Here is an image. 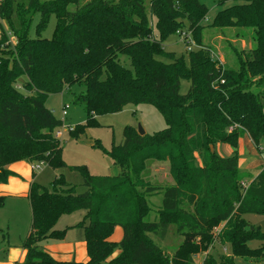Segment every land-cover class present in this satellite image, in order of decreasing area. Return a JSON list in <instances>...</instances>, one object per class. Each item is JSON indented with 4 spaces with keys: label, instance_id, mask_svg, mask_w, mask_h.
I'll return each instance as SVG.
<instances>
[{
    "label": "trees",
    "instance_id": "1",
    "mask_svg": "<svg viewBox=\"0 0 264 264\" xmlns=\"http://www.w3.org/2000/svg\"><path fill=\"white\" fill-rule=\"evenodd\" d=\"M216 1L236 4L219 11L210 27L253 30L251 49L229 69L208 48L189 51L186 57L162 49L168 36L182 31L199 42L207 9L198 0H149L148 13L144 0H89L72 12L67 6L79 5V0H0V18L8 21L16 40L10 45L0 36V56H12L0 57V183L10 175L6 167L15 162L67 168L54 134L62 123L44 102L74 86L84 90L73 103L82 105L86 116L84 124L70 131L75 137L97 125V117L127 105L151 106L166 124L143 136L124 127L123 142L104 151L118 168L113 177L70 167L80 174V194L61 175L47 188L32 183L31 225L20 245L26 251L21 264H196L192 256L212 247L211 230L221 223L215 238L229 247L230 255L221 257L222 263L209 255L203 264H235L236 258L264 262V243L256 249L248 246L252 240L264 242V233L243 219L264 215V167L243 189L241 182L251 177L238 171L237 151L243 135L255 147L264 142V87L252 91L264 81V0ZM34 14L40 17L38 29L49 15L55 16L53 38L29 36ZM181 81L189 83L185 94H180ZM217 144L230 146L232 154L219 157ZM150 162L168 163L173 184L158 182ZM157 194L161 204L156 218L146 221L151 211L147 199ZM76 212H83L77 224L54 229L61 216ZM117 227L122 238L113 242ZM72 229L82 230L86 262L58 261L39 247L62 241ZM168 232L181 238L172 256L150 237L162 241Z\"/></svg>",
    "mask_w": 264,
    "mask_h": 264
},
{
    "label": "rangeland",
    "instance_id": "2",
    "mask_svg": "<svg viewBox=\"0 0 264 264\" xmlns=\"http://www.w3.org/2000/svg\"><path fill=\"white\" fill-rule=\"evenodd\" d=\"M20 2L21 0H16ZM40 2H48L52 0H38ZM89 0H79V5L67 6V11H75L76 8ZM117 3L119 0H112ZM199 3L206 7L207 12L201 21L203 29L200 32L199 42L196 43L190 33L182 31L180 35L174 34L168 36L162 43L164 52L173 53L176 57L184 56L189 51H195L200 48H208L213 59L217 60L218 64L224 68H233V63L238 55L251 49L253 44L251 28L243 27H225L216 28L210 27L216 14L228 8L236 2H226L224 5H218L216 0H198ZM144 6L148 13L149 0H144ZM14 19V16H13ZM40 17L34 14L30 21L29 36L31 38L51 39L54 36L56 19L53 14L46 18L45 23L39 29L37 25ZM9 23L0 18V36L2 33L10 45H15L16 40L9 31ZM5 48V47H4ZM190 49V50H189ZM3 59H10L12 56ZM158 60L164 61L162 57ZM121 63L130 68L128 60L125 57H120ZM264 87V81L258 86H254L252 91L258 92ZM189 88V83L186 81L180 82V94H185ZM21 91L20 88H18ZM84 90L81 87L74 86L70 91H63L60 94L50 95L46 98L44 105L49 109L54 118L60 120L62 126L57 131L60 132V144L62 148V160L67 166L66 169L52 170L48 166L36 170L37 179L35 183L43 187H49L50 183L59 175L64 177L67 184L74 187L75 193L80 194L84 191L81 187V177L76 171L70 170V167H84L87 172L94 177H113L119 171L118 168L112 165V162L106 156L105 152L109 151L112 145H118L123 142V129L126 126H131L137 130L138 127L145 134H152L166 128V124L162 116L151 106L138 105L125 106L120 112L103 115L96 118L97 125L87 126L83 132H80L77 137L72 135L70 131L85 123L86 116L82 105L73 103L74 96L80 95ZM261 103L264 109V96L261 98ZM65 107V108H64ZM65 110L66 115H62ZM54 133V134H55ZM244 136V135H243ZM237 144L239 151L238 171L241 174L250 175V179L246 180L249 184L254 176L264 167V142L260 146L255 147L251 142H247L246 137ZM105 151V152H104ZM233 149L226 144H219L215 147L216 154L221 158H227L232 154ZM252 164V167H251ZM248 165V167H247ZM149 170L152 174H157L158 182L161 184L172 185L173 182L168 176V163L156 164L148 163ZM156 167V168H155ZM158 167V168H157ZM156 169V171L154 170ZM42 169V170H41ZM156 172V173H155ZM151 209L146 221H153L156 218V212L161 204V195L157 194L147 199ZM83 212H76L69 216H61L55 225V230H63L77 224L82 218ZM243 219L251 226L257 227L264 233V215H243ZM31 212L28 202L25 200L3 199V205L0 207V261L3 262L6 253L9 249H20L22 241L26 238L30 231ZM222 223L212 228L213 245L206 251H201L192 256V261L196 264H203L205 258L210 256L215 257L218 263H222L221 257L230 255L229 247L222 246L218 243L215 235L220 230ZM155 244L162 249L168 256H172L176 246L180 243L181 238L173 233L167 234L164 240H159L150 235ZM67 241L75 242L83 239V233L80 229L69 230L66 234ZM65 239V240H66ZM55 241H46L39 244L40 248H44L49 244H54ZM264 242L252 240L248 243L251 249H256ZM235 264H264V262L247 261L236 258Z\"/></svg>",
    "mask_w": 264,
    "mask_h": 264
},
{
    "label": "crops",
    "instance_id": "3",
    "mask_svg": "<svg viewBox=\"0 0 264 264\" xmlns=\"http://www.w3.org/2000/svg\"><path fill=\"white\" fill-rule=\"evenodd\" d=\"M244 136L246 137L247 142H249L250 139L248 138V136L247 135ZM240 141L241 140H239V142ZM218 145L219 144H217L216 146ZM31 165L32 164L30 163L21 161V162L12 163L6 167L10 175L7 177L5 182L0 183V198H3L4 200L5 199L25 200L28 202V193L30 190V186L32 183H35L37 179V172L31 169ZM222 226L223 225H221L220 229L222 228ZM121 238H122V231L120 228L117 227L114 229L113 234L110 237V240L113 242H119ZM65 239L66 238L58 242L55 241L56 243L49 244L45 246L43 249L53 259L58 261L86 262L87 253H86V244L84 240L83 239L79 241L77 240L73 243ZM117 253L118 251H115L112 257L116 256ZM6 254H7L6 257L4 258L3 262L0 261V264H21L24 260L26 251L21 248L20 249L12 248L9 249Z\"/></svg>",
    "mask_w": 264,
    "mask_h": 264
},
{
    "label": "built area",
    "instance_id": "4",
    "mask_svg": "<svg viewBox=\"0 0 264 264\" xmlns=\"http://www.w3.org/2000/svg\"><path fill=\"white\" fill-rule=\"evenodd\" d=\"M189 50H190V49H189ZM64 108H65V107H64ZM62 115H63V116L66 115L65 110L62 111ZM55 136H56L57 138L60 137V132L57 131V132L55 133ZM43 166H45V164L42 163V162H39V163H33V164L31 165V169H32L33 171H36V170H39L40 168H42ZM247 185H248V184L246 183V180H243V181L241 182V187H242L243 189L246 188Z\"/></svg>",
    "mask_w": 264,
    "mask_h": 264
},
{
    "label": "water",
    "instance_id": "5",
    "mask_svg": "<svg viewBox=\"0 0 264 264\" xmlns=\"http://www.w3.org/2000/svg\"><path fill=\"white\" fill-rule=\"evenodd\" d=\"M263 129H264V125H263ZM137 132H138V135H140V136L144 135V131L141 129V127L137 128ZM210 151L211 152L213 151L212 147H210Z\"/></svg>",
    "mask_w": 264,
    "mask_h": 264
}]
</instances>
